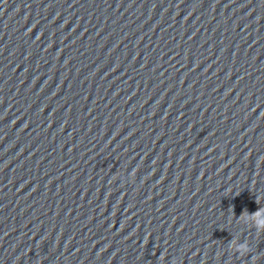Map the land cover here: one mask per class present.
Listing matches in <instances>:
<instances>
[{"label": "clouds", "instance_id": "1", "mask_svg": "<svg viewBox=\"0 0 264 264\" xmlns=\"http://www.w3.org/2000/svg\"><path fill=\"white\" fill-rule=\"evenodd\" d=\"M239 251H240L241 254H243V253H245V252H248L249 249H248L247 246H241V247L239 248Z\"/></svg>", "mask_w": 264, "mask_h": 264}]
</instances>
